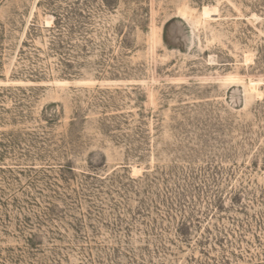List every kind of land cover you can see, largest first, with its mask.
<instances>
[{
  "label": "rangeland",
  "instance_id": "374dc122",
  "mask_svg": "<svg viewBox=\"0 0 264 264\" xmlns=\"http://www.w3.org/2000/svg\"><path fill=\"white\" fill-rule=\"evenodd\" d=\"M0 264H264V0H0Z\"/></svg>",
  "mask_w": 264,
  "mask_h": 264
},
{
  "label": "bare ground",
  "instance_id": "6f19581e",
  "mask_svg": "<svg viewBox=\"0 0 264 264\" xmlns=\"http://www.w3.org/2000/svg\"><path fill=\"white\" fill-rule=\"evenodd\" d=\"M214 12H215V9L210 8V7H206V8L204 9V16H210V15H212V13H214ZM251 56H252V55H251ZM251 59H252V58H251ZM252 89H253V91H254L255 93H257V94L259 95L258 89H257L256 87H253ZM135 171H136V169H135Z\"/></svg>",
  "mask_w": 264,
  "mask_h": 264
}]
</instances>
